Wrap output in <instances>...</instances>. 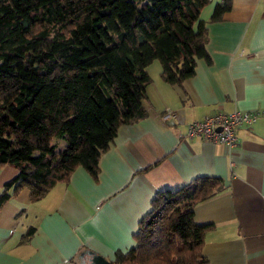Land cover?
I'll list each match as a JSON object with an SVG mask.
<instances>
[{
  "label": "trees",
  "instance_id": "16d2710c",
  "mask_svg": "<svg viewBox=\"0 0 264 264\" xmlns=\"http://www.w3.org/2000/svg\"><path fill=\"white\" fill-rule=\"evenodd\" d=\"M208 3L0 0V167L16 170L0 206L23 187L36 201L56 183H68L78 167L97 182L99 160L119 126L148 114L147 66L158 60L159 76L181 84L197 59L210 62L200 18ZM231 4L217 2L211 21ZM222 188L220 178L200 176L156 191L133 235L136 246L117 251L110 263L207 264L202 249L212 225L197 224L193 208Z\"/></svg>",
  "mask_w": 264,
  "mask_h": 264
},
{
  "label": "crops",
  "instance_id": "0c3cea01",
  "mask_svg": "<svg viewBox=\"0 0 264 264\" xmlns=\"http://www.w3.org/2000/svg\"><path fill=\"white\" fill-rule=\"evenodd\" d=\"M219 1L209 0L200 13L210 62L197 59L181 84L159 76V61L160 68L154 60L147 66L148 114L119 126L99 160L97 182L78 167L40 199L31 201L23 187L0 206V264H91L88 251L110 263L117 251L136 246L133 235L156 191L200 176L223 182L193 208L197 224L212 225L202 249L207 264H264V0H232L211 21ZM235 110L258 114L237 130L235 146L180 134L190 121ZM15 174L0 167V193Z\"/></svg>",
  "mask_w": 264,
  "mask_h": 264
},
{
  "label": "built area",
  "instance_id": "2783aa9c",
  "mask_svg": "<svg viewBox=\"0 0 264 264\" xmlns=\"http://www.w3.org/2000/svg\"><path fill=\"white\" fill-rule=\"evenodd\" d=\"M170 116L171 112L167 111L160 116V120L165 122ZM257 118L258 114L250 111L218 112L186 123L182 128L180 127V134L184 137H199L232 147L237 144V130L254 123Z\"/></svg>",
  "mask_w": 264,
  "mask_h": 264
},
{
  "label": "water",
  "instance_id": "95a60500",
  "mask_svg": "<svg viewBox=\"0 0 264 264\" xmlns=\"http://www.w3.org/2000/svg\"><path fill=\"white\" fill-rule=\"evenodd\" d=\"M87 254L91 264H110L107 259L99 254L93 253L91 251H88Z\"/></svg>",
  "mask_w": 264,
  "mask_h": 264
},
{
  "label": "rangeland",
  "instance_id": "374dc122",
  "mask_svg": "<svg viewBox=\"0 0 264 264\" xmlns=\"http://www.w3.org/2000/svg\"><path fill=\"white\" fill-rule=\"evenodd\" d=\"M154 61H155L154 63H156V65L159 67L158 60H154ZM151 68H152V67H151ZM159 68H160V67H159ZM157 70H159V69H157ZM54 142H55V144H56V150H59V149L62 148V142H61L60 140L56 139Z\"/></svg>",
  "mask_w": 264,
  "mask_h": 264
}]
</instances>
